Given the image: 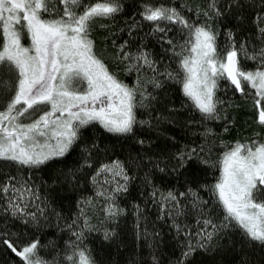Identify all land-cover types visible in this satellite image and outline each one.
<instances>
[{
  "label": "snow or ice",
  "instance_id": "snow-or-ice-1",
  "mask_svg": "<svg viewBox=\"0 0 264 264\" xmlns=\"http://www.w3.org/2000/svg\"><path fill=\"white\" fill-rule=\"evenodd\" d=\"M0 264H264V0H0Z\"/></svg>",
  "mask_w": 264,
  "mask_h": 264
},
{
  "label": "trees",
  "instance_id": "trees-1",
  "mask_svg": "<svg viewBox=\"0 0 264 264\" xmlns=\"http://www.w3.org/2000/svg\"><path fill=\"white\" fill-rule=\"evenodd\" d=\"M125 21H126V17L122 16V17L117 19L116 24L122 25L123 23H125ZM122 78L128 80L130 83L132 82L131 77L128 75H124ZM176 87H178V86H174V90H176ZM180 95H182V94H180ZM229 95H231V93H229ZM236 102H237V104H245V108H243L237 112V122H238V124H240L241 127H243L242 121L248 119V115H249V113L247 112L246 102H245L244 98H240V97H238ZM220 124H221V122H219V121L213 122L214 127H218V126H220ZM96 130L98 132H100L102 135H105V136L110 135V134H107L106 132H104L102 125H99L98 122H97ZM176 131H178V129ZM173 134H175V133H173ZM242 134L243 133L240 132L238 128H233L231 130V136H228L225 138L230 139L232 137H238ZM107 142L112 143L113 141L109 138L107 140ZM116 143H117V146L119 147V142L116 141ZM132 195L133 196L136 195L135 190H133ZM155 212H156L155 208H150V211H149L150 219L155 218ZM161 227L163 228V230L165 232V237H164L165 241L168 243L169 246H171V244L174 243V241L172 240V234L168 232V229L163 225V223H161ZM134 231H135V220H134L133 215L130 213L129 215H127L126 219L122 223V239H124V241L128 245H132L133 243H135L137 248H139L141 246V243H144V246L147 247V243H146L147 238L141 237V240L135 241L134 237H133ZM149 231H151V228H149ZM44 232H48V229L45 228ZM97 243H99V240H97Z\"/></svg>",
  "mask_w": 264,
  "mask_h": 264
}]
</instances>
